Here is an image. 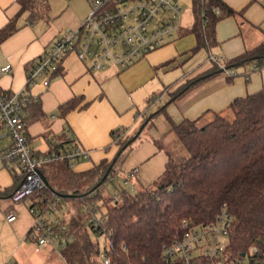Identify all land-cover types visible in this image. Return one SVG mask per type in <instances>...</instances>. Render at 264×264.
Listing matches in <instances>:
<instances>
[{
	"label": "crops",
	"instance_id": "crops-1",
	"mask_svg": "<svg viewBox=\"0 0 264 264\" xmlns=\"http://www.w3.org/2000/svg\"><path fill=\"white\" fill-rule=\"evenodd\" d=\"M223 1L239 13L224 16L216 22L215 37L218 43L204 50L206 55H219L225 61L262 40L264 0ZM48 3L47 18L31 19L27 16L28 12H24L17 21L18 29L0 42V67L6 63L11 65L8 72H0V89L7 93L24 87L30 61L64 29L78 26L90 12L88 0H48ZM18 10L16 0H0V27ZM192 22L193 16L188 27L180 23L170 41L124 68L110 64L104 69L89 70L74 53L66 55L48 87L37 83L29 88V92L37 96V100L29 106L27 117L26 131L30 146L37 152H45L51 148V140H57L59 136L76 140L88 150L90 157L78 160L71 168L76 172L86 170L102 160H110L116 153L117 145L112 143L111 136L113 129L120 127L125 133L134 131L146 116L167 102L171 91L200 76L202 78L181 96L166 104L165 112H159L151 119L152 122L146 123L149 126L147 134L140 137L143 124L123 160H126L127 166L122 169V173L133 166L139 169L130 178L133 179V187L136 184L150 185L163 171L168 157L172 158L173 155L171 141H174L175 134L165 114L174 123L185 118L204 120L213 113H225L236 97L264 91V65L252 70L253 64L250 62L229 67L236 71V75L228 78L223 72L206 73L213 63L204 57L196 65L190 66L189 70L171 76V72L178 70L199 51H189L196 42L195 35L186 32ZM73 96L80 97L79 103L60 114L59 104ZM153 101H158V106L150 108ZM9 144V137L4 135L0 127V152ZM118 170L119 166L113 174ZM14 185L12 172L3 166L0 159V200H10L0 203V222L4 225L9 223L5 220L6 212L17 208V204L22 202L18 206V211L22 213L21 208L27 210L30 204L29 198L16 203L11 201L10 190ZM81 201V197L67 200L73 207L72 211L63 213L67 223L76 216L83 220L81 213L76 211ZM26 212L27 233L32 217L28 215V210ZM4 237L9 240L7 234H2ZM8 246L9 243L3 252ZM36 249L38 253L50 250L58 252L50 244L38 245ZM5 262L0 257V264ZM15 262L25 264L21 258H16Z\"/></svg>",
	"mask_w": 264,
	"mask_h": 264
},
{
	"label": "trees",
	"instance_id": "trees-1",
	"mask_svg": "<svg viewBox=\"0 0 264 264\" xmlns=\"http://www.w3.org/2000/svg\"><path fill=\"white\" fill-rule=\"evenodd\" d=\"M16 1L19 10L0 27V42L18 29L17 21L24 12H28L31 19L48 17V0ZM191 12L193 22L186 30L196 38L189 49L191 53L215 46L218 43L216 22L239 13L223 0H191ZM262 31L263 38L256 46L225 60V66L248 62L263 66L264 28ZM214 72L222 70L213 66L206 73ZM201 78L194 77L171 91L167 102L146 116L134 131L125 133L120 127L113 129L112 143L117 145V151L110 160H102L79 172L73 171L65 159L49 161L40 167L48 187L35 191L31 198L56 194L61 201L81 197V203L85 204L100 199L104 208L100 213L104 218L103 231L90 228L103 234L108 241L103 249L109 259L107 264H172L164 256L163 248L179 233L180 219L208 222L223 204L232 215L228 249L233 255L246 251L251 244L264 238L263 90L234 98L225 113H213L204 120L185 118L174 123L165 114L170 129L184 145L188 156L182 161L168 157L159 176L142 189L130 193L128 188L122 187L117 189L116 196H101L102 183L117 170L138 137L133 138L134 133L143 123L152 122L156 114L165 112L167 103ZM79 100V96H73L60 103L59 113L74 108ZM230 113L231 118L225 116ZM57 141L51 148L70 140L63 135ZM12 176L15 185L10 195L20 178L15 171ZM97 206L99 209V204ZM85 223L77 216L68 222L74 239L59 252L67 264H103L99 257L101 250L97 242L89 239Z\"/></svg>",
	"mask_w": 264,
	"mask_h": 264
},
{
	"label": "built area",
	"instance_id": "built-area-1",
	"mask_svg": "<svg viewBox=\"0 0 264 264\" xmlns=\"http://www.w3.org/2000/svg\"><path fill=\"white\" fill-rule=\"evenodd\" d=\"M90 12L78 26L64 29L48 47L30 61L26 69L24 87L7 93L0 89V127L10 144L0 152L3 166L15 171L20 178L11 192L12 202L30 199L28 212L33 218L25 236L38 245L50 244L58 252L74 239L68 223L60 214L61 200L56 194L38 195L44 190L40 167L53 160L65 159L72 167L80 159H89V152L76 140H70L45 152L35 151L29 144L26 131L29 106L37 96L29 92L34 84L48 87L52 76L58 71L62 59L74 53L89 70L104 69L110 64L127 67L138 58L170 41L180 26L181 7L178 0H88ZM218 12V8H214ZM208 59L216 64L227 77L236 71L225 66L222 56L209 54ZM9 63L0 67L8 72ZM259 67L253 65L252 70ZM58 141L52 139L51 143ZM133 166L124 172L123 185H131L129 178L138 173ZM116 175V174H114ZM113 174L109 175L112 179ZM129 189V188H128ZM118 190L113 196H116ZM81 212L83 220L95 231L102 232L104 218L98 212L97 204ZM16 213H5L7 221H13ZM232 215L223 204L214 218L208 222L194 223L187 218L179 221V233L164 245V256L172 264H264V238L253 243L246 251L233 255L228 249L229 230ZM103 264L109 262L104 251L99 255ZM4 264H17L6 261Z\"/></svg>",
	"mask_w": 264,
	"mask_h": 264
},
{
	"label": "rangeland",
	"instance_id": "rangeland-1",
	"mask_svg": "<svg viewBox=\"0 0 264 264\" xmlns=\"http://www.w3.org/2000/svg\"><path fill=\"white\" fill-rule=\"evenodd\" d=\"M178 3L180 4L181 7V18H180V23L182 26L184 27H188L191 20H192V15H191V0H178ZM206 52L204 49L199 50L196 54H194L188 61L187 63H185L182 67H178L176 71L171 72V76H175V74L177 72H182L189 70L188 68L190 66H192L193 64H195L198 61H201L204 59H206V57H208V55H206ZM197 64V63H196ZM195 64V65H196ZM213 66L216 67L215 64H213ZM158 101H153L150 104V108H153L155 106H158ZM157 108V107H156ZM228 118L232 117V113H230V115H225ZM146 122V120H145ZM201 123V121H200ZM144 124V123H143ZM142 124V125H143ZM149 129V126H147L146 124L144 125V128L142 129V133L140 134V137L144 134H147V131ZM174 135V134H173ZM171 146H168L169 149H171V154L172 158L175 161H182L184 160L188 154L185 150L184 145L180 142V140L177 138L176 135H174V141H171ZM127 166L126 164V160L121 162V164L119 165V170L117 173H114L116 175L113 176L112 179L108 178L102 183L100 189H101V196L102 198H107L110 197L111 195H113L115 193V191L117 189H120L122 187L124 188H130V184L129 185H123L122 184V180L124 178V173H122V169H124ZM133 179L129 178L130 183H132ZM145 186L142 185H138L136 184V186L132 189H127L130 193H133L136 191V189H142ZM8 202L10 201L9 199L5 198L2 201L0 200V203L3 202ZM19 202V201H18ZM25 202L27 203L28 201L25 200ZM16 203V202H13ZM22 202H19V204H17V208L15 207L14 212L16 213V218L13 221H10L9 223H5V225L0 222V257L4 258V261H11V262H15L16 258H21L25 264H67V262L65 260H63V258L61 257V255L56 251V250H50L49 252H45V253H38L37 251V247L38 244L33 241V240H26L25 236H26V225H27V218H26V208H21L23 209L22 213L20 211H18V206L22 205ZM82 204V205H81ZM81 204H77V208L76 211L78 213H81L82 211L86 210V205L85 203H81ZM95 204H99L100 208L98 210L99 213H101V211L104 210L103 206L101 205V201L96 200L95 202H87V205L89 207H91L92 205ZM72 206H70L67 202V200H62L61 201V211L60 214L63 217V213L64 212H68L69 210L72 211ZM12 210V209H11ZM63 210V211H62ZM21 213V214H20ZM28 215L31 216V214ZM32 217V216H31ZM6 220V219H5ZM7 221V220H6ZM83 223H85L82 220ZM33 223V218H31L30 221V226ZM86 225V223H85ZM29 226V227H30ZM86 231L88 233L89 239L92 241L97 242V246L98 248L103 251L104 246L107 245V239L105 238V236L103 234H98L94 231H92V229L90 228V226H88V224L85 226ZM2 234H7L9 236V240L7 241L4 238H2ZM9 246L6 250V252H3V250H5L4 248L8 245ZM48 247V246H45ZM99 258V257H98Z\"/></svg>",
	"mask_w": 264,
	"mask_h": 264
},
{
	"label": "water",
	"instance_id": "water-1",
	"mask_svg": "<svg viewBox=\"0 0 264 264\" xmlns=\"http://www.w3.org/2000/svg\"><path fill=\"white\" fill-rule=\"evenodd\" d=\"M143 125H141V127H142ZM141 127L134 133V135H133V138L134 137H136L138 134H139V132H140V130H141ZM131 139H129L127 142H129ZM106 174H107V171H106V173L104 174V176L102 177V178H104L105 176H106ZM42 177H43V180H44V182L47 184V181H46V179L44 178V176L43 175H41Z\"/></svg>",
	"mask_w": 264,
	"mask_h": 264
}]
</instances>
